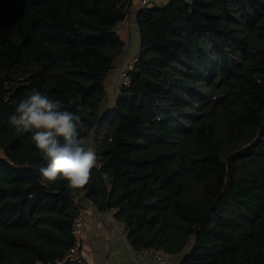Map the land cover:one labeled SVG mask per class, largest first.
Listing matches in <instances>:
<instances>
[{
    "label": "trees",
    "instance_id": "1",
    "mask_svg": "<svg viewBox=\"0 0 264 264\" xmlns=\"http://www.w3.org/2000/svg\"><path fill=\"white\" fill-rule=\"evenodd\" d=\"M132 2L0 0V264H92L71 255L86 198L138 251L264 264V0L141 8L134 67L104 109ZM33 88L86 125L98 166L83 188L44 180L34 130L10 124Z\"/></svg>",
    "mask_w": 264,
    "mask_h": 264
},
{
    "label": "clouds",
    "instance_id": "2",
    "mask_svg": "<svg viewBox=\"0 0 264 264\" xmlns=\"http://www.w3.org/2000/svg\"><path fill=\"white\" fill-rule=\"evenodd\" d=\"M77 111H83V106L78 105ZM9 122L17 129L34 130L32 139L47 165L39 169L44 180L66 181L69 189L89 183L92 169L98 166L95 150L81 135L87 131L81 117L64 108L61 100L33 88L16 105Z\"/></svg>",
    "mask_w": 264,
    "mask_h": 264
},
{
    "label": "crops",
    "instance_id": "3",
    "mask_svg": "<svg viewBox=\"0 0 264 264\" xmlns=\"http://www.w3.org/2000/svg\"><path fill=\"white\" fill-rule=\"evenodd\" d=\"M140 1L141 0H133L130 14L118 26L119 33L121 25H123V27L130 26L132 34L130 42H132V45L129 49L130 51L135 50L136 54H138L140 49V32L137 25V14L141 9ZM167 1L168 0H150L147 5H151V3L154 2L162 4ZM123 38L129 42L126 36ZM116 97L112 100L108 92L103 108L105 109L109 105H113ZM84 215L87 220V225L83 236L82 254L87 258V261L92 264H178L181 260L180 255L165 253L161 261L154 260L149 254L135 261L131 257L132 249L126 237L125 226L123 224L119 222L113 223L109 212L103 213L94 206H86ZM115 226L119 228V232L116 235L113 234Z\"/></svg>",
    "mask_w": 264,
    "mask_h": 264
},
{
    "label": "built area",
    "instance_id": "4",
    "mask_svg": "<svg viewBox=\"0 0 264 264\" xmlns=\"http://www.w3.org/2000/svg\"><path fill=\"white\" fill-rule=\"evenodd\" d=\"M150 0H141V8H145L148 4ZM134 67V59L129 61L126 66L123 68V81L126 82V76L128 74V72L130 70H132ZM122 83V82H121ZM120 83V84H121ZM119 84V86H120ZM119 86H118V89H119ZM119 93V91H118ZM117 93V94H118ZM86 206H89V207H95L94 205V202L91 200V199H88L86 198L84 200V203H78L77 204V207L79 209V213L75 219V223H74V228H73V231L76 235V242L74 244V246L72 247L71 249V255L76 258V259H79V258H85L87 260L86 257L83 256L82 254V248H83V236H84V231L86 229V225H87V220H86V217L84 215V209ZM109 215H110V218L112 220L113 223H117L118 221L116 220L115 216H114V213L115 211L114 210H109ZM119 232V228L117 226L114 227L113 229V234L116 235L117 233ZM131 246V245H130ZM131 249H132V253H131V257L133 260H137L139 258H142L144 257L145 255H150L152 256V258L154 260H158V261H161L163 260L164 256H165V253L158 249V248H148V249H144V250H141V251H138L136 249H134L132 246H131Z\"/></svg>",
    "mask_w": 264,
    "mask_h": 264
},
{
    "label": "rangeland",
    "instance_id": "5",
    "mask_svg": "<svg viewBox=\"0 0 264 264\" xmlns=\"http://www.w3.org/2000/svg\"><path fill=\"white\" fill-rule=\"evenodd\" d=\"M141 5L142 4L140 3V6ZM120 33L123 35V37L124 36L127 37V39L129 40L128 43L131 46L132 42H130V38H131L132 34H131L130 26H124L123 27V25H121ZM136 55L137 54H136L135 50L130 51V49H129V51L125 55L121 56L116 61L113 70L107 76V78L105 80V84H106L107 90L109 92V95H111L112 100H114V98L116 97V95L119 91V89H118L119 84L121 82H123V77H122L123 76V68L126 66V64L129 61L133 60Z\"/></svg>",
    "mask_w": 264,
    "mask_h": 264
}]
</instances>
